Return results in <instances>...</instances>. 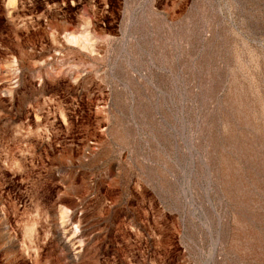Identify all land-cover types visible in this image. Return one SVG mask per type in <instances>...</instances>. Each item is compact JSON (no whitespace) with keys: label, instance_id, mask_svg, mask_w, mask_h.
I'll use <instances>...</instances> for the list:
<instances>
[{"label":"rangeland","instance_id":"rangeland-1","mask_svg":"<svg viewBox=\"0 0 264 264\" xmlns=\"http://www.w3.org/2000/svg\"><path fill=\"white\" fill-rule=\"evenodd\" d=\"M0 264H264V0H0Z\"/></svg>","mask_w":264,"mask_h":264}]
</instances>
